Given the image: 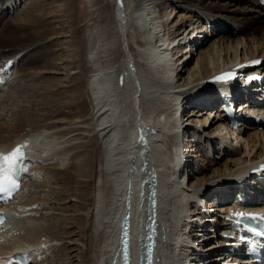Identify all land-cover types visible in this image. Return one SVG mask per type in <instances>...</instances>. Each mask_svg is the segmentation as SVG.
I'll list each match as a JSON object with an SVG mask.
<instances>
[{
	"label": "bare ground",
	"instance_id": "1",
	"mask_svg": "<svg viewBox=\"0 0 264 264\" xmlns=\"http://www.w3.org/2000/svg\"><path fill=\"white\" fill-rule=\"evenodd\" d=\"M19 1L0 0V18ZM114 1L115 36L104 38L93 28L83 38L89 117H56L51 97L70 88V77L80 71L68 72L66 65L53 62L37 67L42 53L36 52L44 44L30 28L39 16L24 10L17 20L3 21L2 29L11 31L0 32V150L27 142L26 175L34 179L22 184L27 194L20 193L21 187L7 205L0 264L23 247L30 264H38L45 249L54 254L44 259L46 264H121L118 242L127 213L135 264L142 258L150 213L158 232L151 264L245 263L229 250L221 230L231 227V210L258 209L264 192L262 184L244 181L264 161V124L248 116L255 112L264 119L262 106L253 102L264 85L244 87L215 78L220 72L231 77L242 65H248L246 74L264 71V62L252 63L264 60V10L258 0H232L238 4L232 9L227 0H173L182 21L195 18L193 26L178 32L164 23L162 0ZM227 22L236 30L224 26ZM213 34L219 36L208 51L198 52ZM118 46L124 56L116 67L108 57ZM194 51L199 58L186 71ZM28 53L31 66H19L25 68L21 74L17 67ZM44 74H62L65 83L33 84ZM23 77L31 79L30 85L19 83ZM223 100L237 115V132L226 128ZM204 114L202 120L192 119ZM92 141L99 145L95 157L88 150ZM198 157L200 165L194 161ZM93 175V193L82 192ZM150 188L154 208L148 206ZM236 194L244 204L234 201ZM70 226L77 230L67 231Z\"/></svg>",
	"mask_w": 264,
	"mask_h": 264
},
{
	"label": "rangeland",
	"instance_id": "2",
	"mask_svg": "<svg viewBox=\"0 0 264 264\" xmlns=\"http://www.w3.org/2000/svg\"><path fill=\"white\" fill-rule=\"evenodd\" d=\"M162 1L164 3L162 5L163 10L162 9L160 10V15L162 16L164 12L162 19L164 20L165 24H167L168 22H171L169 24V28H172L171 31H174L176 28H178L176 29V31L178 30V32H180L182 31V29L185 28V26L188 29L190 28V26H193L191 22L192 23L194 22V19H195L194 17L191 16L190 18L192 20L190 21H189L190 18L184 21L180 19L182 17V15L180 14L182 10L181 8H179L178 6L179 4H177V2L173 0H162ZM204 1L209 2L211 0H204ZM47 2L46 1L44 2V0H20L19 2L15 4V6H12L8 10H6L4 14L1 16L0 32H2L3 34L4 32H10L11 28L9 27L7 30L2 29L3 23L6 20H17L19 17H22L21 13L24 10H27L32 14L35 13L36 16H39L38 18H36L37 23L36 24L33 23L32 24L33 27L30 28V30L32 31L30 32L35 35L36 41L43 42L44 44L42 46H39V52H36L40 54L42 53L41 55L42 58L38 60L37 67L42 68L43 63L48 64L50 62H53L57 64L61 63L60 64L61 66L66 65L68 72L72 71L73 69H78V71H80L78 74L70 77V81H71L69 82L71 84L70 88H68L64 93H62L61 91V93H55V95L51 97L52 99H55L57 103L56 107H54V110L58 112L56 117L57 118L64 117L67 120L73 119V117H76L78 115L89 117L91 115V110H92L90 95L88 93V75L90 73V70L88 67H86V63H87L86 61L87 50L86 49L87 48L84 43L85 39L83 40V38L88 37V35L91 33L93 28L97 30L100 33V35L105 36L106 34L104 38L115 36L114 30L116 27L115 20H116L117 4H115L114 0H89L87 1L88 3L83 0H63L64 2L63 6L59 7L58 4L56 3L51 4V1H49L48 3ZM227 2L230 3L228 5V9H232L238 5L236 1L227 0ZM246 3L248 4L252 3V1L247 0ZM41 5L42 6L44 5V9ZM255 6L256 8H260L257 2L255 3ZM39 13H41V16L39 15ZM24 21L25 20H23L22 23H24ZM198 24H199L198 22H195V25H198ZM224 26H227L228 28L232 27L234 31L237 28V26L232 25V23H229V22L224 24ZM176 34L177 33L175 32L174 35ZM57 36L58 38H54ZM218 36L219 35L217 34H213L212 36H209L208 38H206L202 42V44H200V49L197 51L199 52L201 49H202L201 50L202 53L208 51L209 45L212 44L213 39L216 40ZM187 45H190V44L186 43L185 45H182V46L184 47ZM30 54L31 53H28V55L24 58V61H22V63H20L17 67V69L20 70L19 72L21 74L26 67L28 68L31 66V64L28 63V58ZM123 56L124 54L121 51V47L118 46L115 49V51H112L108 59L116 67H118L123 60ZM198 58H199V55L197 54V52L194 51L192 58L186 64V71L187 69H189L195 64ZM32 65L34 66V64ZM19 66L20 67L24 66L25 68L22 67L23 68L22 69ZM58 75H60V77ZM56 77H59L57 78L58 80H55ZM20 79L21 80H19V83L21 84L28 83V85H30L31 83V79L29 80V78L27 77L25 78L23 77ZM63 79L64 78L62 77V74H52L50 77H47V75L44 74L41 78L36 79V81H34L33 84L42 85L45 88H48V86L55 87V85H58L59 83H63V82L65 83ZM1 91L2 89H0V92ZM63 102H65L66 104H63ZM45 110L46 109H44V111ZM203 116H206V114L200 117H197V118H192V119L202 120L204 118ZM8 119H9L8 117H5L4 121H8ZM2 120L0 122H3ZM98 147L99 145H97L96 141H92L90 146L88 147V150L91 151V155H93L94 157L97 156ZM212 156L213 155H211V157ZM201 160L202 159L199 157L197 160L196 158L194 159V161L197 164L201 163L200 162ZM91 162H92V166L96 167L95 161L91 160ZM89 164L91 165V163ZM196 175H199V174H196ZM30 176H31L30 174L29 176H27L26 180L24 181L25 182L24 185H26L27 183H30V181H32V178L34 179V177L32 176L30 177ZM94 177L95 176L93 175L91 178L92 184H90L87 187L85 185V187L80 188L82 192L86 193V190H88L90 191V193L91 192L93 193V185L95 181ZM193 179L194 178H191L192 181ZM73 183L74 181L71 182V184ZM24 185L21 189V192H20L21 194L23 192L24 194H27L26 192L27 188ZM70 190H73V189L70 188ZM70 212L72 211L70 210ZM57 213L59 212L57 211ZM76 230H77L76 226H70V228H68L67 231H76ZM207 244H211V241L207 242ZM43 252H44V255H42L38 259V264H42V263L46 264L44 263L45 261L44 259L53 257L54 255L53 254L51 256V253H50L51 251L47 249H45ZM57 256L61 257L62 255L61 256L56 255V257ZM42 259H43V262H42Z\"/></svg>",
	"mask_w": 264,
	"mask_h": 264
},
{
	"label": "water",
	"instance_id": "3",
	"mask_svg": "<svg viewBox=\"0 0 264 264\" xmlns=\"http://www.w3.org/2000/svg\"><path fill=\"white\" fill-rule=\"evenodd\" d=\"M155 194L154 189L150 188L149 190V201L152 205V208L155 207L156 202L155 199L153 198ZM128 213L125 214L123 222H122V227H121V246L120 250H122L121 255L123 257V260L128 259V240H129V231H130V225L129 221L127 220L128 218ZM155 214L150 213L148 216V224H147V232L146 236L144 239V242L142 244V258H141V264H151V258H152V252H153V247H154V240H153V233H154V228L156 227L155 225Z\"/></svg>",
	"mask_w": 264,
	"mask_h": 264
},
{
	"label": "snow or ice",
	"instance_id": "4",
	"mask_svg": "<svg viewBox=\"0 0 264 264\" xmlns=\"http://www.w3.org/2000/svg\"><path fill=\"white\" fill-rule=\"evenodd\" d=\"M8 63L11 64L12 62L9 61ZM252 63L258 62L253 61ZM230 75L231 74H224L223 77L219 78H226ZM26 143L27 142H25V144L17 145L8 153H0V192L17 186L14 176L18 175L21 170L25 159L23 155V148L26 146Z\"/></svg>",
	"mask_w": 264,
	"mask_h": 264
}]
</instances>
